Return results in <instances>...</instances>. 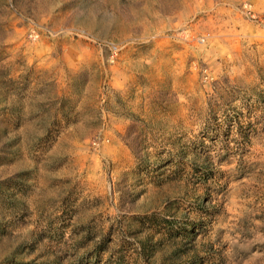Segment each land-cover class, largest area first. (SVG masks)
<instances>
[{
	"label": "rangeland",
	"instance_id": "obj_1",
	"mask_svg": "<svg viewBox=\"0 0 264 264\" xmlns=\"http://www.w3.org/2000/svg\"><path fill=\"white\" fill-rule=\"evenodd\" d=\"M0 264H264V0H0Z\"/></svg>",
	"mask_w": 264,
	"mask_h": 264
}]
</instances>
